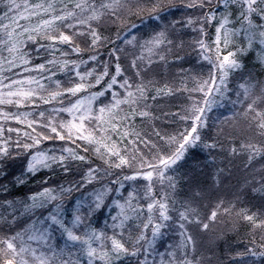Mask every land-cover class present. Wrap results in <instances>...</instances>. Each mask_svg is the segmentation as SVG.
Returning <instances> with one entry per match:
<instances>
[{
    "label": "snow or ice",
    "instance_id": "6c2138e0",
    "mask_svg": "<svg viewBox=\"0 0 264 264\" xmlns=\"http://www.w3.org/2000/svg\"><path fill=\"white\" fill-rule=\"evenodd\" d=\"M253 48L264 70V0H0V179L20 163L0 193L43 172L38 191L0 202V264H222L197 255L221 218L246 226L231 264H264V165L227 200L191 175L179 196L175 170L190 148L264 159Z\"/></svg>",
    "mask_w": 264,
    "mask_h": 264
},
{
    "label": "trees",
    "instance_id": "16d2710c",
    "mask_svg": "<svg viewBox=\"0 0 264 264\" xmlns=\"http://www.w3.org/2000/svg\"><path fill=\"white\" fill-rule=\"evenodd\" d=\"M177 16L180 15L179 12L176 13ZM111 31H115V27L111 29ZM191 34V30H188V35L183 37L186 43H190L191 40L188 39V36ZM188 50L185 49V52ZM249 63L246 64V69H252V67L256 68V72L254 74V78L257 79V77H264V70L261 69V65L254 59L253 56H251L249 59ZM195 64L191 59L183 65V67L188 68L192 67L193 71H195ZM175 72V69H174ZM160 75H163V69H160ZM234 79V77H233ZM182 102L180 98L172 99V98H165L160 103L162 105H176L178 103ZM230 105H225V107H222L221 109H217L212 111V116L209 119V125L211 127H216V125L213 123V119H218L220 116H228V112L226 111V108H230ZM164 110H169L168 108H164ZM157 125H161V121H156ZM211 129V128H210ZM236 135H240L239 133H235ZM210 135V134H205ZM239 143V139L236 141ZM221 143H226L223 139L221 140ZM216 160L214 163L209 162L208 160V153L205 151H202L200 148H190L188 152L186 153L185 157L182 159V161H178V167H176V173L179 174L180 180H179V187H178V195L182 193V196H184L189 187V181L186 179L187 176L191 175L193 177L192 183L199 184L202 187H215V188H223L224 190H230L234 185H236L238 188L240 187V182L244 179H251L253 175V169L256 170L257 173H259L261 165H264V159L256 158L252 161L251 165L248 168L244 167V163L246 162V157H244L242 154L236 157L230 156L227 151L222 150L220 148H217L216 150ZM220 168L222 171L220 172L218 176L219 183H217V180H214L213 177L217 175L216 169ZM7 171L10 173V176L7 178L0 179V183H7L9 179H11V176H14L18 171H20V163L18 160L16 161H10L8 164ZM43 172H39L35 175V177L29 178L25 183L17 185L15 183H12L9 187V194L5 195L0 193V202H2L3 199H24L28 194L29 191H34L33 189H39L38 184L36 181H39L42 177ZM63 177H59L57 179V183H59L60 179ZM244 178V179H243ZM258 178V176H257ZM211 188V189H212ZM210 189V190H211ZM241 188L239 189V191ZM193 191H196L194 188ZM181 196V197H182ZM211 197H214L211 192ZM210 197V199H211ZM241 199L244 201L245 204H254L259 205L260 204V195L259 193H253L250 187H247L243 190L241 194ZM202 204L207 203L206 201H201ZM2 211V209H0ZM103 216L98 217L99 220L102 219ZM227 218H221L224 222L222 233L219 232L216 235L217 240V255H213V259H217L222 262V264H231L230 258L226 256V253H231L236 250L242 249L244 246V234L246 232V226L241 223L238 226V230L236 229H230L229 223L226 220ZM26 222L25 220H21L19 226H23V223ZM216 227V225H215ZM171 238H174L173 234L170 236ZM169 237V239H170ZM242 240V241H241ZM201 244V240H200ZM202 246V244H201ZM204 249V246L201 247L200 251L197 252V255H199L201 252H206ZM161 251L163 249H160ZM206 256V255H205Z\"/></svg>",
    "mask_w": 264,
    "mask_h": 264
},
{
    "label": "rangeland",
    "instance_id": "374dc122",
    "mask_svg": "<svg viewBox=\"0 0 264 264\" xmlns=\"http://www.w3.org/2000/svg\"><path fill=\"white\" fill-rule=\"evenodd\" d=\"M214 31V28H209L208 29V33L209 35L207 36V39L210 41L211 40V33ZM188 39L189 40H192L193 39V34L191 33L189 36H188ZM258 47V46H257ZM253 56L254 59L256 61H258V53L257 51L255 50V48L253 49H250L248 53H246L243 57V70H244V74L247 75L248 73H251L252 76L254 77V74L255 72L257 71L255 67H252V69H246L245 66L247 63H249V58ZM199 64H203L205 65L204 68H200L198 67L197 65ZM195 71L197 72V74L199 73H203V74H207V71H208V66H207V62L206 61H196V64H195ZM172 72H174V69L172 70ZM230 79H233V77H230ZM260 79H264V77H257V80H260ZM231 87V85H229ZM233 97L235 96V93H232ZM225 105H230V104H225ZM231 106V105H230ZM222 107H216L214 108L212 111L214 110H217V109H221ZM211 118V117H210ZM209 118V119H210ZM202 132H204V134H210L212 135L213 133L211 132V129H205V130H202ZM236 133H240L239 130H237ZM46 143H52V142H46ZM58 143V142H57ZM39 173V172H38ZM244 179V178H243ZM245 180V179H244ZM243 184V181L240 182V187L238 188L236 185H234V187H232L230 190H224L223 188H215V187H206V189H211L210 191L212 192L213 196L214 197H221V198H224L225 200L227 199H230L233 194L237 193L239 191V189L241 188V185ZM34 191H38L39 189H33ZM179 196H182V193L179 194ZM203 205V204H202ZM228 221V223L230 224V220L226 219ZM101 222L103 221V217L102 219L100 220ZM224 221L223 220H220V222H218L216 224V227H214L212 229V231H210L209 233H205V234H202V236L200 237V240H201V244L202 246H204V249L206 252H204V254L207 256L208 253H212V255H217V249L215 247H217V240H216V235L221 232L222 233V229H223V223ZM99 226V225H98ZM172 234L170 233L169 234V237L171 236ZM170 239H173L170 237ZM242 241V240H241ZM168 241L165 240V243H167Z\"/></svg>",
    "mask_w": 264,
    "mask_h": 264
}]
</instances>
